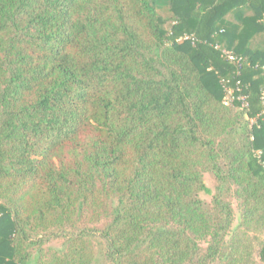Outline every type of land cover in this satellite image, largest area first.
<instances>
[{
  "label": "trees",
  "instance_id": "obj_1",
  "mask_svg": "<svg viewBox=\"0 0 264 264\" xmlns=\"http://www.w3.org/2000/svg\"><path fill=\"white\" fill-rule=\"evenodd\" d=\"M263 89L264 0H0V264H264Z\"/></svg>",
  "mask_w": 264,
  "mask_h": 264
},
{
  "label": "rangeland",
  "instance_id": "obj_2",
  "mask_svg": "<svg viewBox=\"0 0 264 264\" xmlns=\"http://www.w3.org/2000/svg\"><path fill=\"white\" fill-rule=\"evenodd\" d=\"M162 2L163 1L160 2V6L158 7V13L165 17V16H168V14H167L166 7L163 5ZM204 181H205L207 189H206V192L200 193V196L204 198L206 201H209L211 195L215 193L216 191L217 183L211 172L204 173ZM231 201H232L231 203L232 207L236 211L237 203L233 199H231ZM99 224L100 223H98L97 225ZM71 232H72V229L56 230L54 232H49L46 235L44 234V235H40L34 238L33 240L35 241V244H33L31 249L29 250L30 256L32 259L31 261H33V259L36 256L39 257L40 261H46L48 252L49 251L53 252V251H56L57 249H60L62 245L65 243V241L67 240V237L71 234ZM260 243L264 244V233L261 234L260 236ZM254 260H256V264H257L256 253L254 254Z\"/></svg>",
  "mask_w": 264,
  "mask_h": 264
},
{
  "label": "built area",
  "instance_id": "obj_3",
  "mask_svg": "<svg viewBox=\"0 0 264 264\" xmlns=\"http://www.w3.org/2000/svg\"><path fill=\"white\" fill-rule=\"evenodd\" d=\"M194 37L192 34H184L180 36L177 40L178 41H183V40H192L193 41ZM225 54L227 55V58L233 62L236 65V74L237 76L240 75V68H241V62L242 58L239 56H234L228 51H225ZM229 81H226L225 84H227ZM241 91V86L239 80H236L235 82V87H230L229 85H225V95L223 99V103L225 105H231L235 101L240 102V105L243 107H247V99L246 96L241 94V93H236ZM262 101L264 103V89L262 91ZM264 113V110L262 111ZM255 121L254 118L249 119V123L252 124ZM264 165V163H263Z\"/></svg>",
  "mask_w": 264,
  "mask_h": 264
}]
</instances>
